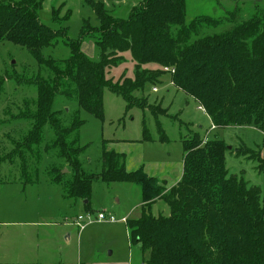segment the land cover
I'll return each mask as SVG.
<instances>
[{
  "label": "trees",
  "instance_id": "1",
  "mask_svg": "<svg viewBox=\"0 0 264 264\" xmlns=\"http://www.w3.org/2000/svg\"><path fill=\"white\" fill-rule=\"evenodd\" d=\"M83 1L98 26L85 22L78 39L71 40L62 33L66 29L53 31L41 23L43 0H0V42L25 49L55 77L51 83L36 84L33 109L26 108L16 117L30 128L21 142L14 143L6 160L18 158L21 175L30 179V170L34 172L41 158L43 129L48 126L54 140L47 150H57L70 169L66 198L83 201L88 211L95 180L139 187L140 215L128 220L126 228L131 247L138 246L139 254L147 255L144 264H264V196L242 177L228 173V148L223 141L203 143L196 133L181 139L182 174L174 186L165 189L142 167L127 171L125 155L105 147L100 173L86 174L79 160L85 146L77 139L84 122L75 120L62 127L58 112L53 111L55 96L63 94L73 96L79 109L103 121L105 90L120 97L126 109L141 108L134 93L156 84L165 74L162 69L168 67L174 69L170 75L174 87L198 103L215 128L255 127L264 134V19L255 15L239 21L235 10L223 19L197 17L186 24L185 0H142L127 18L120 19L103 3ZM55 17L52 11L53 22H57ZM224 20L232 24L229 29L199 37L204 28L217 27ZM86 38L94 40L99 55L95 60L81 51ZM57 39L67 48L68 58L45 60L42 51L54 47ZM124 54L133 63L134 76L113 84L107 72ZM61 76L68 85L65 93L60 92L64 86L57 78ZM2 85L0 80V91ZM146 133L144 129L142 140L152 141ZM235 156L264 165L259 152L244 146ZM29 159L35 161L33 169ZM57 178L58 183L61 177ZM158 201L168 208L167 217L152 215L151 206Z\"/></svg>",
  "mask_w": 264,
  "mask_h": 264
},
{
  "label": "rangeland",
  "instance_id": "2",
  "mask_svg": "<svg viewBox=\"0 0 264 264\" xmlns=\"http://www.w3.org/2000/svg\"><path fill=\"white\" fill-rule=\"evenodd\" d=\"M92 1L103 3L113 17L125 19L142 0ZM184 2L186 24L197 17L223 19L235 10L239 21L255 15L264 19V0ZM52 11L56 13L57 22L51 20ZM39 19L53 31L66 29L62 33L71 40L78 39L85 22L90 27L98 26L93 11L83 0H43ZM231 25L224 20L217 27L204 28L199 37L220 33ZM81 51L90 60L99 56L94 40L89 38L82 41ZM42 55L45 60L59 61L66 60L69 52L62 40L57 39L56 45L44 49ZM122 56V61L107 72V78L113 84L134 76L129 55ZM46 67L38 64L25 49L0 42V80L3 82L0 91V264H91L99 259L109 260L110 253H113L112 261L122 259L135 248L130 242L128 244L126 222L140 215L139 187L95 180L88 211L83 201L66 198L65 186L71 180V173L57 150H47L54 140L48 126L43 129V143L39 149L41 158L34 172L30 170V179L21 175L18 158L6 160L14 143L21 142L30 128L28 122L16 117L22 115L26 108L33 109L36 84L42 80L54 81L55 77ZM57 79L64 86L60 92H67L64 77ZM134 96L141 108L126 109L120 97L105 90L103 121L79 109L71 98L73 96H55L53 111L58 112L62 127L70 126L75 120L84 122L77 139L80 146H85L79 160L86 174L100 173L102 148L108 150L106 145L111 141L116 144L112 149L125 154L127 171L142 167L147 176L157 178L162 171L169 175L168 181H171L182 169L184 152L181 139L196 133L203 143L211 139L223 141L228 148L225 153L228 173L242 177L250 186L259 188L264 196V165L245 156H235L244 146L259 152L264 161L263 133L252 127L215 128L198 103L174 87L171 76L166 72L156 84H148ZM144 129L147 130L144 136L152 138V141L142 140ZM160 138L163 140L159 141ZM45 146L46 153L43 151ZM29 165L30 169L35 167L34 159H29ZM57 175L61 177L58 183L55 182ZM98 213L113 216L115 224L95 222ZM151 213L164 215L169 210L160 202L151 209ZM87 215L94 221L88 223L85 220ZM78 216L83 217V229L73 225ZM121 219H126V222L122 224Z\"/></svg>",
  "mask_w": 264,
  "mask_h": 264
},
{
  "label": "crops",
  "instance_id": "3",
  "mask_svg": "<svg viewBox=\"0 0 264 264\" xmlns=\"http://www.w3.org/2000/svg\"><path fill=\"white\" fill-rule=\"evenodd\" d=\"M211 124V122H210ZM211 127V126H210ZM252 128H255V127H252ZM257 129V128H255ZM258 130V129H257ZM116 144L114 142H108L106 147L108 150H111V151H115L114 149H112L111 147ZM116 152V151H115ZM116 153H121L119 151H117ZM121 154H124V153H121ZM125 155V154H124ZM129 172H132V171H129ZM181 174H182V169H181V172L179 175H177L176 177H174L173 179H171V181H168V178H169V175L168 174H163L162 171L159 173V178H157L156 176L154 175H149L150 177H153V178H156L158 181H160L161 183V186H163L165 189H169L170 187L174 186L178 180L180 179L181 177ZM161 201H158L156 202L154 205L151 206V209L157 204V203H160ZM84 204V203H83ZM141 208V207H140ZM158 213V211H157ZM169 214V213H168ZM168 214H162V216L164 217H167ZM153 216H157V215H154L152 214ZM112 224H115V223H112ZM123 224V223H122ZM126 235L128 237V232H127V229H126ZM129 240V239H128ZM128 244H129V241H128ZM112 256H113V253H110V257H107L109 260H101L99 259L97 262H92L91 264H144L143 261L147 259V255L145 256H141L139 254V248L138 246L133 248L132 250H130L129 252V255L123 257L122 259H118L116 261H112Z\"/></svg>",
  "mask_w": 264,
  "mask_h": 264
},
{
  "label": "built area",
  "instance_id": "4",
  "mask_svg": "<svg viewBox=\"0 0 264 264\" xmlns=\"http://www.w3.org/2000/svg\"><path fill=\"white\" fill-rule=\"evenodd\" d=\"M163 70H164V72H166L169 75H172L174 73V69L173 68H171V69L170 68H164ZM205 141H207V140H205ZM94 219H95V222H98V223H102V222L115 223L116 222V219L113 216L108 215V214H104V213H98L97 216ZM82 220H83V217L78 216L76 218L75 223H73V225L76 226V227H79L80 229H83L84 227L81 224ZM85 220H87L88 223L94 221L93 219L90 218L89 215H87L85 217ZM120 221L122 223H125L126 219H121Z\"/></svg>",
  "mask_w": 264,
  "mask_h": 264
},
{
  "label": "water",
  "instance_id": "5",
  "mask_svg": "<svg viewBox=\"0 0 264 264\" xmlns=\"http://www.w3.org/2000/svg\"><path fill=\"white\" fill-rule=\"evenodd\" d=\"M64 171H66V170H64Z\"/></svg>",
  "mask_w": 264,
  "mask_h": 264
}]
</instances>
